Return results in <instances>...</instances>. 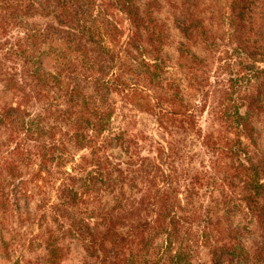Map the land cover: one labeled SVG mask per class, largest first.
<instances>
[{"label":"rangeland","instance_id":"374dc122","mask_svg":"<svg viewBox=\"0 0 264 264\" xmlns=\"http://www.w3.org/2000/svg\"><path fill=\"white\" fill-rule=\"evenodd\" d=\"M160 2L162 5L154 6L152 12L160 31L150 38L152 26L140 28L143 37L130 51L139 62L144 59L159 61V81L148 80L141 67H136L135 71L128 67L126 62L135 61L129 54H126L123 66L119 68V64L113 68L124 71V78L138 86L136 94H139L132 101V95L126 97L125 93L111 92L104 103V108L112 111L104 129L95 134L93 144L97 148L95 154L104 161V166L100 167L102 175L108 177L104 179L108 186H114L115 192L110 191V187L100 188L102 183L97 180V197L95 201L90 200L80 206L82 214L88 215L103 205L111 207L116 203L115 195L121 196V190L119 184L114 183L122 170L125 176L124 196L128 198L124 197V202L132 203L137 199L143 216L151 217L153 214L148 202L156 186L171 183L177 188L174 195L180 203L179 213L190 214L194 208L204 212L209 206L212 214L210 225L217 223L218 217L225 218L235 228L243 246L253 254L257 244L264 241V220H259L256 213L247 209L244 200L241 207H234L237 201L231 197L233 210L230 214L224 212L222 204L225 195L231 196L232 192L241 198L244 184L240 171L245 170L244 164L250 165L249 158L262 168L260 177L264 182V58L259 53L261 50L255 37L248 35L243 28L235 29L231 25L230 0ZM137 3L143 16L145 0H137ZM183 17L195 26L190 25L187 31L191 35L181 29ZM105 19H108L107 24L114 34L111 40L116 39L112 46L124 45L129 37V28H134L125 12L111 5L106 7ZM114 25L119 27V31L114 29ZM25 32L23 28H9L0 15V97L9 104L16 100L13 91L2 92V89L9 74L8 64L12 62L3 60L1 53L8 47L7 41L12 42L15 37L23 39ZM88 43L89 54L94 57L97 45L92 41ZM17 61L22 63L20 58ZM253 66L259 73L249 77ZM106 71L111 69L106 68ZM78 78L82 94L91 96L93 79ZM232 91L239 100V113L251 134L242 136V144L246 148L238 157L222 152L226 149L225 140L236 137L233 129L220 117L225 98ZM173 92L182 98L180 106L173 103ZM7 134L0 131L3 149L15 146V141L7 140ZM62 138L64 143L54 150L60 158L46 166L52 169L51 175L46 173L44 179L42 175L35 176L39 160L34 156L29 159L24 154L20 167L27 193L13 191L4 212L0 199V225L4 226L5 241L8 242L5 249L0 241V264H47L49 252L45 243L52 238L60 248V256L54 264H85L87 251L84 242L69 226L59 225L55 211L60 210L66 215L63 218L67 225L72 217L77 221L74 212L81 215L77 207L59 202V187L70 182L80 192L86 173L94 171L96 155L92 154L91 146L78 145L70 135ZM203 175V179L210 183L190 192L188 182L191 177L198 176L201 181ZM192 180L198 181L196 178ZM7 188L10 190V185ZM258 200L264 208V187ZM163 239L164 235H160L156 243L161 244ZM216 259L218 257L214 259L207 247H202L193 256V264H244L228 255Z\"/></svg>","mask_w":264,"mask_h":264},{"label":"trees","instance_id":"16d2710c","mask_svg":"<svg viewBox=\"0 0 264 264\" xmlns=\"http://www.w3.org/2000/svg\"><path fill=\"white\" fill-rule=\"evenodd\" d=\"M166 1L175 3L174 0ZM144 4L145 13L141 16L137 0H0V15L9 28H23L26 31L23 39L15 37L12 42L7 41L9 45L1 53L3 60L12 62L8 64L9 74L5 77L2 92L11 90L16 99L9 104L0 97V131L8 133V141H15L11 149H3L0 145V199L3 212L7 210L13 191L27 193L26 180L21 176L20 167L24 154L29 159L34 156L39 160L35 176L42 175L44 179L46 173L52 174V169L46 168L47 164L60 158L54 150L64 143L62 136L70 135L78 145L91 146L92 154L96 153L97 148L93 144L95 134L104 129L112 111L111 108H104L108 95L111 92L125 93L126 97L132 95L130 99L134 101L139 94H136L138 86L124 78L125 72L115 70L116 65L120 64L119 68L123 66L126 54L135 60L126 62L128 67L133 71L141 67L148 80L159 81V61L144 59L139 62L135 58L137 56L130 52L143 37L140 28L152 26L150 38L160 31L152 12L154 6L159 7L162 3L160 0H145ZM111 5L125 12L134 27L128 30L127 44L119 47L112 46L116 39L111 40L114 34L107 24L108 19H105L106 7ZM229 7L231 25L253 35L264 58V0H230ZM177 21H180L179 18ZM186 21V17L180 21L181 29L191 35L187 32L191 24ZM114 29L119 31L117 25H114ZM91 41L97 45L94 57L87 49V43ZM106 68L111 71H106ZM97 72L99 74L96 75ZM249 73V77L257 75L259 70L253 66ZM79 76L93 79L91 96L82 94ZM233 93L229 92L226 96L220 117L233 129L236 137L225 140L226 149L222 152L238 157L246 148L242 144V136L251 134L243 115L239 113V100ZM171 95L173 103L179 106L183 103L176 92ZM59 134L62 136L59 137ZM95 155L97 163H93L94 171L86 173L80 192L70 182H64L59 187V202L77 207L81 214L78 216L74 212L77 221L72 217L67 225L63 218L66 215L60 210L55 211L59 225L69 226L84 242L87 251L85 264H193V256L202 247H207L214 259L218 257L216 260L228 255L244 264H264V241L258 243L251 254L225 218L218 217L217 223L210 225L212 214L209 206L204 212L194 208L190 214L179 213L180 203L174 195L177 188L171 183L156 186L148 202L153 214L151 217L143 216L137 199L132 203L124 202L125 176L124 171L120 170L119 178L114 183L119 184L121 190V196L115 195L116 203L111 207L103 205L88 215L82 214L80 206L90 200L95 201L97 197V180L102 183L100 188L110 187L106 181L108 177L103 176L100 169L104 161L100 160L98 154ZM249 159L250 165L244 164L245 170L240 171L244 184L241 198L235 192L231 196L225 195L222 207L226 214H230L233 210L231 197L238 202L234 203V207H241L244 200L246 208L256 213L259 220H264V208L258 200L264 187L260 177L262 168ZM191 178L198 181L189 180L190 192L195 187L210 183L203 179L204 175L201 181L198 176ZM9 185L10 190L6 189ZM109 190L115 192L114 186ZM197 218L200 220L196 222ZM2 225L0 241L6 249L8 242L5 241L6 232ZM160 235H164V239L157 244L156 239ZM45 247L49 252L47 264H54L60 256L56 239H48Z\"/></svg>","mask_w":264,"mask_h":264}]
</instances>
